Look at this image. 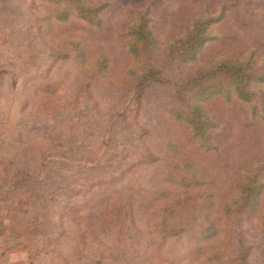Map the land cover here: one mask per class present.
Instances as JSON below:
<instances>
[{
  "label": "rangeland",
  "instance_id": "rangeland-1",
  "mask_svg": "<svg viewBox=\"0 0 264 264\" xmlns=\"http://www.w3.org/2000/svg\"><path fill=\"white\" fill-rule=\"evenodd\" d=\"M140 18L156 45L136 58ZM202 19L197 58L170 56ZM221 61L256 74L252 103L201 102L196 139L179 113L230 84L200 73ZM263 76L264 0H0V264H264Z\"/></svg>",
  "mask_w": 264,
  "mask_h": 264
},
{
  "label": "trees",
  "instance_id": "trees-1",
  "mask_svg": "<svg viewBox=\"0 0 264 264\" xmlns=\"http://www.w3.org/2000/svg\"><path fill=\"white\" fill-rule=\"evenodd\" d=\"M53 1L55 4H59L60 0H48ZM76 2V0H75ZM75 5H78L75 3ZM85 5V6H83ZM78 8V13L82 18L91 19L95 13L98 15V10L102 8L86 9V4H79L75 6ZM59 16L62 19H66L68 15L66 12L60 11ZM188 33L183 37L174 39L169 45L170 56L177 57L181 62L194 61L201 49L212 40L209 27L212 20L202 19L197 22ZM132 43L131 52L136 58L147 57L152 48L156 45V38L151 28L148 26L146 18H140L135 26L132 28ZM205 78L217 77L216 75L227 76L231 78L230 84L225 86L224 79L220 78L217 80L216 85L210 87L198 88L194 90L187 104L188 109L179 113L187 124H189L192 131L193 137L196 139H202L209 129L206 125L205 113L202 110L201 102L221 96L224 94L232 95V90L237 95L238 99L243 100L247 103H252L251 93L249 92V82L256 76L254 72L250 71L242 61H226L216 62L208 70L200 72ZM150 79H154L156 82L162 81L159 73L156 71H150L144 75L141 79L142 83H147ZM264 79V76L262 77ZM224 84V85H223ZM234 94V95H235ZM178 115V114H177ZM242 196L244 202L236 204L237 209H245L250 207L249 204H258L260 191L258 190L255 178L252 175L249 180L243 185ZM257 199V200H256Z\"/></svg>",
  "mask_w": 264,
  "mask_h": 264
}]
</instances>
